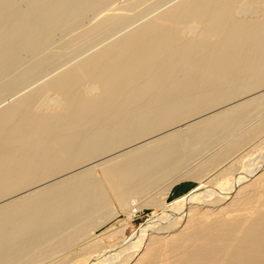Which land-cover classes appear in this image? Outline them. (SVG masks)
Returning <instances> with one entry per match:
<instances>
[{
    "label": "bare ground",
    "instance_id": "1",
    "mask_svg": "<svg viewBox=\"0 0 264 264\" xmlns=\"http://www.w3.org/2000/svg\"><path fill=\"white\" fill-rule=\"evenodd\" d=\"M21 1L0 0V264H264L261 120L133 235L89 230L264 106L206 114L264 86V0Z\"/></svg>",
    "mask_w": 264,
    "mask_h": 264
},
{
    "label": "rangeland",
    "instance_id": "2",
    "mask_svg": "<svg viewBox=\"0 0 264 264\" xmlns=\"http://www.w3.org/2000/svg\"><path fill=\"white\" fill-rule=\"evenodd\" d=\"M20 2H21V4L22 5H24V2L23 1H21V0H19ZM166 6H164V8H165ZM162 9H163V7H161ZM160 8V10L159 11H161L162 9ZM258 11H257V13L255 14V15H259V11L261 10V8L260 7H258V9H257ZM156 12V11H155ZM158 12V11H157ZM138 24V23H137ZM136 23L135 24H133V26H131L130 28H133V27H135L136 25H137ZM85 56L87 55V54H84ZM83 55V56H84ZM83 56H81V57H79L78 59H81V58H84ZM78 59H76V60H78ZM263 91V92H262ZM254 93V94H253ZM261 93L263 94L264 93V86L263 87H260V88H256L255 90H253V91H251L250 92V95H249V93H247V94H245V95H243V96H240V97H238V99L236 100V99H233V101L231 100V101H226V102H224V103H221L220 105H218L217 107H215V108H213V109H211L210 111L208 110L207 111V116L210 114H213V113H216V112H219V111H224V110H227V109H229V108H231V107H233V105L234 106H236L235 104H240V103H243V102H245V100H249L252 96L254 97V95H255V97H257L258 95L260 96L261 95ZM52 94V95H51ZM55 95L53 94V93H50V97H54ZM247 97V98H246ZM245 99V100H244ZM243 101V102H242ZM232 104V105H231ZM224 106V107H223ZM231 106V107H230ZM220 107V108H219ZM260 109H257V111H256V109H255V111H250L251 113H248L247 114V116L246 117H244V119L242 120V119H239V120H241L240 122V124H239V122H238V126H239V128H238V126H236V128H238V129H236V130H234L233 129V131H226L225 132V134L223 135V140H222V138H220L219 140H217L216 142L214 141V142H212L213 143V145H212V143L210 144V146H209V150L207 151L206 150V152H203V154H199L200 156H195V157H193L192 158V160L190 159V161H189V163L188 164H186L185 166H183L180 170H179V174L181 175L180 177H182V180H178V182L177 183H175L174 185H173V187L171 188V191L165 196L164 194H162V193H158V192H160L159 191V188H156V189H154V192H155V195H154V192L152 193V191H150V193L148 192V194L147 193H145V195L144 196H141V197H139V199H138V201H137V203H135V204H133L132 205V208L130 207V208H122V205L120 204V202L119 201H117V199L116 198H114V197H112V200H113V203H112V205H114V206H112V205H110V207H111V210H114V211H112V214H110L111 215V217H110V215L108 216H105V215H100V216H102V217H99V218H97L98 220H96L97 222V224L99 225H95L94 224V230L93 229H89L91 232H94L95 231V233H97L98 235H101V234H103V233H105L107 230H109L110 229V226H112V224H115L116 222H119V221H127L126 222V227H125V229H124V232H123V236H131V235H133L139 228H140V226L142 225V224H144V223H146L147 221H148V219L154 214V212H159L160 211V208H158L159 206L156 204V202H154V198H158L159 197V202H167V203H170V202H172L174 199H176V198H178V197H180L181 195H183V194H185V193H187L188 191H190L192 188H194L197 184H198V178H196V175H194L193 173L198 169V167H200L203 163H205V161H206V159L208 160V158L210 157V156H214L215 154H219L220 152L222 153L223 152V150H225L227 147H228V143H232V141L234 142V141H236V136L238 137L239 136V134L241 135V134H243V131L244 132H246V134L248 133V132H250L251 130H252V128L253 129H256L255 127L257 126V127H259L260 126V120H261V123H263L264 124V106H262V107H259ZM219 110V111H218ZM254 112V113H253ZM257 114H256V113ZM209 113V114H208ZM255 114V115H254ZM201 115V116H200ZM200 115H198L197 116V118L196 117H191L190 119H188V120H183V121H185V122H182L181 121V124L178 122V124L176 123V124H174V126H175V128L174 129H176V130H178L179 128H184V129H182V130H186L185 128H187V125L189 124V123H192L194 120L196 121V120H201V119H203L204 117L205 118H207L206 117V115L204 114V113H202V114H200ZM254 115V116H253ZM258 115V116H257ZM252 116V117H251ZM248 117V118H247ZM250 117V118H249ZM247 118V119H246ZM249 119V120H248ZM194 121V122H195ZM246 121V122H245ZM188 122V123H187ZM187 123V124H186ZM243 123L245 124V126L243 125ZM247 123V124H246ZM186 126H185V125ZM262 124V125H263ZM177 125V126H176ZM261 125V127H262V129L261 130H257V133L255 134L256 135V137H255V135H254V138H253V141H254V144H252L251 146H252V150H251V152H249V154L250 155H247V157H245V161L247 162V160L249 161H251L252 159L254 160V162H256V161H258V160H261L262 159V156L264 157V125L262 126ZM181 126V127H180ZM185 126V127H184ZM178 128V129H177ZM260 128V127H259ZM246 129V130H245ZM180 130V129H179ZM178 130V131H179ZM263 130V131H262ZM178 131H174V133L173 134H171V135H174V136H176V134H179V132ZM240 131H242V132H240ZM261 131V132H260ZM170 132H173V131H170ZM176 132H178V133H176ZM231 132V133H230ZM176 133V134H175ZM231 135H230V134ZM168 134H169V132H168ZM245 134V133H244ZM236 135V136H235ZM228 136V137H227ZM261 136V137H260ZM154 137V136H153ZM227 137V138H226ZM225 138H226V140H225ZM150 140H148L147 138H146V140H145V143H147V142H150L151 141V138H149ZM232 139V140H231ZM238 139V138H237ZM148 140V141H147ZM154 140V139H153ZM222 140V141H221ZM147 141V142H146ZM259 141H260V143H259ZM138 143L140 142V141H137ZM144 142H140V144H143ZM137 144V143H136ZM262 144V145H261ZM139 145V144H138ZM227 145V146H226ZM134 146H136L135 144H134ZM133 146V147H134ZM255 146V147H254ZM260 146V147H259ZM129 148V147H128ZM251 148V147H250ZM249 148V149H250ZM130 149V148H129ZM208 149V148H207ZM206 154V155H205ZM214 154V155H213ZM252 155V156H251ZM262 155V156H261ZM202 156V157H201ZM207 156V157H206ZM256 157L257 158H259V159H256ZM204 159V160H203ZM256 159V160H255ZM98 161V160H97ZM97 161H95V162H87V163H84V165H99V162H97ZM203 161V162H202ZM199 163L201 164V165H199ZM193 164V165H192ZM95 165V166H96ZM236 166H235V168H240V167H242L243 166V164H242V161H241V163L240 162H238V163H236L235 164ZM239 166V167H238ZM100 166H97V168L95 167V173L97 174V175H102V171H101V167L99 168ZM197 169H196V168ZM184 170V171H183ZM192 170V171H191ZM188 171H191V174H193V175H188L189 173H188ZM178 173H177V175H178ZM185 173V174H184ZM187 173V174H186ZM184 176H185V178H184ZM192 176H194V177H192ZM184 178V179H183ZM161 187V186H160ZM156 194H158V195H156ZM149 195V196H148ZM154 196H156V197H154ZM154 197V198H153ZM165 197V198H164ZM214 198H215V196H213ZM151 198H153V199H151ZM149 199H151L152 200V202H154L153 204H152V202L149 200ZM206 208H211V209H213V206H206ZM128 209H132V210H134V213H135V215L132 217V218H129L128 217ZM125 210V211H124ZM114 213H115V215H114ZM105 216V217H104ZM110 217V218H109ZM102 218H104L103 220H101ZM107 218H108V220H107ZM100 219V220H99ZM106 219V220H105ZM100 221H103L102 222V224L100 225L99 224V222ZM105 221V222H104ZM157 225H160V224H157ZM161 225H164V223H161ZM97 226V227H96ZM109 228V229H108ZM107 229V230H106ZM155 234V233H154ZM102 236V238H106L105 237V235H101ZM112 240V239H111ZM111 240H108V239H104V242L105 243H107L108 241H111ZM40 258H42V257H39V259H38V261H41V259Z\"/></svg>",
    "mask_w": 264,
    "mask_h": 264
}]
</instances>
